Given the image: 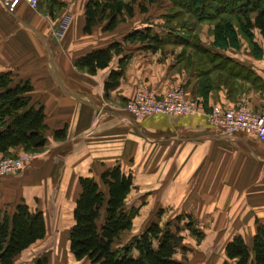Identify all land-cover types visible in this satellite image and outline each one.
<instances>
[{"label":"crops","instance_id":"obj_1","mask_svg":"<svg viewBox=\"0 0 264 264\" xmlns=\"http://www.w3.org/2000/svg\"><path fill=\"white\" fill-rule=\"evenodd\" d=\"M88 1L56 0L62 6L51 12L49 0H37L35 8L18 2L12 13L0 4V71L29 82L30 102L43 109L45 139L42 148L28 153L23 170L0 177V210L21 200L29 208L39 201L50 206V194L58 191L55 200L61 198L72 211L77 178L97 179L103 169L118 165L132 175L125 204H135V217L168 207L179 217L212 218L213 232L222 220L228 222L222 230V264L234 235L250 245L255 220L264 224V142L244 132L224 134L207 115L213 105L264 108V57L254 59L247 44L239 51L215 48L211 22L198 23L192 34L174 24L172 31L163 28L168 0H131L132 15L112 30L104 29L102 19L84 33ZM135 32L165 40L152 50L145 42L126 41ZM193 35L240 69L230 72L225 62H209L193 52L183 43ZM113 43L120 51L104 67L89 73L75 65ZM118 70L110 84L108 74ZM172 87H180L202 111L137 119L124 109L137 90L160 95ZM21 153L16 145L6 155ZM42 207L38 203L32 210Z\"/></svg>","mask_w":264,"mask_h":264},{"label":"trees","instance_id":"obj_2","mask_svg":"<svg viewBox=\"0 0 264 264\" xmlns=\"http://www.w3.org/2000/svg\"><path fill=\"white\" fill-rule=\"evenodd\" d=\"M47 3L60 8L56 0ZM89 0L85 4L82 31L88 33L98 21L106 19L105 30H112L123 16L132 15L131 0ZM171 4L165 16L163 28L169 31L184 29L192 34L198 23H213V44L224 50L239 48L233 20L248 39L249 53L254 58L264 57V0H168ZM56 2V3H55ZM143 10V9H142ZM255 34L261 43H256ZM145 42L152 50L164 43L150 34L138 32L127 36L126 41ZM227 39V41H224ZM184 40V39H183ZM199 56L209 62H225L231 69L239 65L222 54L210 53L199 44L195 35L189 42ZM226 42V43H223ZM120 51L119 44H109L93 50L75 61V65L93 73L104 67L111 57ZM234 67V68H233ZM244 70V68H243ZM236 73V71L234 70ZM110 72L109 83L113 76ZM108 83H105V86ZM29 82L14 79L9 71H0V154L21 145L25 153L35 152L45 144L43 136V109L30 102L27 92ZM56 131L55 134L61 133ZM14 156V155H10ZM78 191L71 211L72 222L67 230L68 250L72 257L84 264H182L175 257L181 241L178 230L171 231L156 222H150L128 243L113 248L120 233L128 230L136 209H126L125 199L132 188V175L123 173L118 165L103 169L97 179L88 176L77 178ZM184 227L200 240V231L193 225L195 220L188 214ZM256 221V231L248 245L241 235H234L225 245L226 260L222 264H264V224ZM46 232L44 215L41 210L30 209L24 201H18L12 209L0 210V264H12L14 258L29 245L44 237ZM34 264H44L36 261Z\"/></svg>","mask_w":264,"mask_h":264},{"label":"rangeland","instance_id":"obj_3","mask_svg":"<svg viewBox=\"0 0 264 264\" xmlns=\"http://www.w3.org/2000/svg\"><path fill=\"white\" fill-rule=\"evenodd\" d=\"M158 2L161 1L158 0ZM157 3L156 5H160V3ZM153 9L156 11L159 10L160 7H153ZM162 9L163 8L160 10ZM167 12H169V9ZM232 22L234 23V31L237 35L236 44L239 45V48L233 49L227 47L226 49L239 51L242 46L245 44L248 45L249 41L246 39L244 34L241 32L240 27L234 22V20ZM213 23L214 22H211V24ZM172 24H175V22H172ZM255 33L256 32H254V41L260 44V38ZM206 34H208V32ZM224 41H227V39H224ZM258 59H262V57ZM30 159L31 156L29 155L28 163ZM25 165L28 164L26 163ZM23 168L21 170H23ZM77 191L78 190L76 189V193ZM57 192L58 191L53 192V197L51 194L49 196L54 202L53 205H41L40 201L38 202L40 207L43 206L42 208L44 210H42L44 212L46 227L44 237L32 243L20 254H18L14 258L12 264H34L36 261L41 260L44 261V264H84L83 261L75 260L68 250L67 230L72 222L71 210H69V207L67 206L68 204L66 205L64 203V200L61 201V198L55 200ZM69 192L71 193V191ZM38 203L30 206V209L36 208ZM126 203V209L132 207V209L137 210L135 204H129V202ZM154 212L155 213L153 215L152 213H149L150 217H135L134 214L131 219L130 228L120 233L118 239L113 243V248L125 245L137 233L142 231L148 223L154 221L162 227H167L171 231H174L175 229L178 230V233L181 236V241L176 247L177 252L175 257L179 259L182 264H221L224 258L222 253L224 240L222 230L224 229V224H228V222H224L222 220L217 227L218 229H215V232H213L212 229L214 228L212 227V218L192 217L196 221L193 226L198 229L200 233H202V235H200V240H197L196 237L190 233L189 229L184 227V224L189 221L188 218L179 217L178 214L171 212V209L168 207L157 208ZM223 219L225 218L223 217ZM213 233L215 234L213 235Z\"/></svg>","mask_w":264,"mask_h":264},{"label":"built area","instance_id":"obj_4","mask_svg":"<svg viewBox=\"0 0 264 264\" xmlns=\"http://www.w3.org/2000/svg\"><path fill=\"white\" fill-rule=\"evenodd\" d=\"M18 2H23L31 8H35L37 4V0H0V4L8 13L14 10ZM124 109L137 119L154 114L183 115L202 111L197 103L186 99L180 87L169 88L160 95L146 89L137 90L125 103ZM207 117L211 126L224 134L244 132L264 142V108L253 110L243 104L213 105ZM28 160L29 154L25 152L1 157L0 177L18 173Z\"/></svg>","mask_w":264,"mask_h":264},{"label":"bare ground","instance_id":"obj_5","mask_svg":"<svg viewBox=\"0 0 264 264\" xmlns=\"http://www.w3.org/2000/svg\"><path fill=\"white\" fill-rule=\"evenodd\" d=\"M12 12H13V10L10 13H12Z\"/></svg>","mask_w":264,"mask_h":264}]
</instances>
